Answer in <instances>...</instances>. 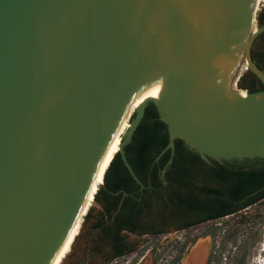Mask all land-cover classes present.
<instances>
[{
    "label": "water",
    "instance_id": "1",
    "mask_svg": "<svg viewBox=\"0 0 264 264\" xmlns=\"http://www.w3.org/2000/svg\"><path fill=\"white\" fill-rule=\"evenodd\" d=\"M257 1L0 0V264H48L146 78L151 98L113 155L139 190L123 148L148 104L166 128L161 153L180 140L204 160L264 158V73L249 58L264 30ZM215 61L224 87L210 78ZM241 65L260 92L230 89Z\"/></svg>",
    "mask_w": 264,
    "mask_h": 264
},
{
    "label": "flooded vegetation",
    "instance_id": "2",
    "mask_svg": "<svg viewBox=\"0 0 264 264\" xmlns=\"http://www.w3.org/2000/svg\"><path fill=\"white\" fill-rule=\"evenodd\" d=\"M263 24L264 9L257 14L256 26ZM249 58L264 73V30L253 40ZM238 81L244 92L263 89L244 65ZM199 159L202 165L193 169L191 185L181 189L174 202L165 188L173 153L157 173L163 186L160 200L154 191L143 194L149 186L133 191L137 201L143 196L146 199L136 215L132 209L122 208L121 190L113 193L120 195L113 208L109 203L94 202L98 210L89 212L83 226L81 222L74 228L57 264H118L122 259L121 264H246L248 258L255 264L260 254L258 249L252 251L264 228V158ZM127 181L138 186L130 176ZM151 181L148 175L146 183ZM186 190L190 203L185 201ZM135 238H159V249L146 248L147 240L138 247L127 242Z\"/></svg>",
    "mask_w": 264,
    "mask_h": 264
},
{
    "label": "trees",
    "instance_id": "3",
    "mask_svg": "<svg viewBox=\"0 0 264 264\" xmlns=\"http://www.w3.org/2000/svg\"><path fill=\"white\" fill-rule=\"evenodd\" d=\"M264 9V3L261 5L260 10ZM258 14V13H257ZM257 14L255 17V23L257 25ZM236 85L239 89H245L239 86V81L237 80ZM247 93H252L254 90L248 89ZM135 105V102L132 103L129 109ZM127 117V123L132 117L131 112ZM131 114V116H130ZM130 116V117H129ZM167 144V132L164 124L160 122L157 118V115L154 111V108L151 104H148L144 110V115L134 130L130 142L124 146L123 151L127 163L132 169V172L139 180V182L147 187L143 192L145 194L148 191H154L157 196V201L160 200V193L163 186L160 185L157 181V173L164 167L167 158L169 157V150H165L163 153L161 151ZM173 161L169 166V170L166 173L167 185L166 189L169 193V199L173 202L178 199L179 191L183 188H188L191 185V174L193 169L201 167L202 162L199 159V155L193 151H190L184 146L180 140L173 141ZM111 154L108 153L106 163L109 160ZM104 167L99 174V179L103 181L101 186L97 188L94 192L95 187L91 193V198L93 202L102 201L112 205V208L120 200V195L114 196L118 190H121L123 193L128 195L124 198H121L123 206L122 208L128 207L132 209L131 212L133 215H136L138 210L142 205L145 204L146 199L144 196L141 197L138 201L137 193H133L138 189V186L131 185L127 180L129 179L128 174L126 173L124 167L121 164V161L118 155H115L110 163L107 166V169ZM124 171L126 174H124ZM175 171V172H172ZM104 174V175H103ZM151 177L150 184L146 183L147 176ZM185 188V189H186ZM185 201L186 203L191 202L190 191L186 190ZM94 193V194H93ZM93 194V197H92ZM101 194L100 198L98 196ZM88 211L84 215V219L88 217ZM101 219H103V213L101 214Z\"/></svg>",
    "mask_w": 264,
    "mask_h": 264
},
{
    "label": "bare ground",
    "instance_id": "4",
    "mask_svg": "<svg viewBox=\"0 0 264 264\" xmlns=\"http://www.w3.org/2000/svg\"><path fill=\"white\" fill-rule=\"evenodd\" d=\"M257 2H258L257 3V8H258L260 0H258ZM222 63L228 68H233L234 65L236 64L235 56L231 55L230 57H227V59H224L222 61ZM219 71H220V63L215 61L211 67V70H210V78L212 79L213 83H215L216 85L224 87V86H226V82L220 77ZM237 93L240 96H244V92L242 93L241 91H237ZM147 98H151V97L149 94L148 83H147V78H146L145 80H143L139 85H137L133 89V91L131 92L130 96L128 97L126 103L122 106V110L118 116V119L116 120L114 126L112 127L110 134L106 138L104 146L100 152V156L97 159V162L93 168L92 173L90 174L88 184H87L88 186H87V190H86V196L82 198L80 205L78 207L76 216H75L71 226L69 227V230H68L64 240L61 242V244L59 245L57 250L51 256L48 264H57L62 253L67 248L68 242L72 236L73 230H74L76 222H77V215H79L81 213V209L84 207V205L87 203V201L91 198L93 186L96 183V181L99 179V174L101 173L102 169L105 166L106 159H107L109 149H110V144L116 139L117 136H119L120 134L122 135L124 133L125 129L128 127L129 123H127V117L129 115L130 111L132 109L135 110ZM133 102H135V105L131 109H129ZM121 135L119 136V138L117 139V142L115 143L113 155L118 150V145L120 142ZM110 161H109V163H110ZM108 164H107V166H108ZM106 169H107V167H106ZM96 190H97V186L95 187V191ZM93 194H92V197H93Z\"/></svg>",
    "mask_w": 264,
    "mask_h": 264
},
{
    "label": "rangeland",
    "instance_id": "5",
    "mask_svg": "<svg viewBox=\"0 0 264 264\" xmlns=\"http://www.w3.org/2000/svg\"><path fill=\"white\" fill-rule=\"evenodd\" d=\"M264 3V0H260L259 2V5H258V10L256 11V13L259 12L260 8H261V5ZM237 82V81H236ZM230 89L233 90V91H243L241 89L238 88V86L236 85V83L233 85L230 86ZM243 93V92H242ZM132 114V112H131ZM130 114V116H131ZM129 116V117H130ZM129 120V119H128ZM121 135V134H120ZM119 135V136H120ZM119 136L116 137V139L110 144V149H109V153L111 154L109 160L107 161V163H105V168L107 167V164L109 163V161L111 160L112 156H113V153H114V147H115V143L117 142V139L119 138ZM102 184V180L98 179L96 181V183L94 184L93 188L97 186V188L99 186H101ZM99 185V186H98ZM95 191V190H94ZM98 210L96 204L93 202V199H89L87 201V203L84 205V207L81 209V213L79 215H77V222H76V225H75V228L77 229L78 226H79V223L81 225V222H82V226L84 224V215L86 214V212H92L94 213V211ZM83 213V216L81 217V214ZM78 233V232H77ZM261 238L259 240V244L255 246V248L253 249L252 252H255V250L258 249V254H260L258 261L255 263V264H263L264 263V228L261 230V234H260ZM143 240H147V247H153V246H156L158 249H159V244H160V240L159 238H147V239H138V238H135V239H128L127 242H129V244L131 245H134V246H141L143 244ZM144 245V244H143ZM122 262H125V259H122V260H119L118 261V264H121ZM254 262V261H252ZM110 264H113V263H110ZM246 264H251V261L249 260V258L247 259L246 261Z\"/></svg>",
    "mask_w": 264,
    "mask_h": 264
}]
</instances>
